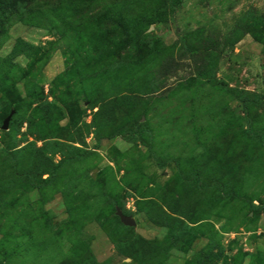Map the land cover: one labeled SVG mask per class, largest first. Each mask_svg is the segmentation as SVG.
<instances>
[{"label": "rangeland", "instance_id": "obj_1", "mask_svg": "<svg viewBox=\"0 0 264 264\" xmlns=\"http://www.w3.org/2000/svg\"><path fill=\"white\" fill-rule=\"evenodd\" d=\"M0 264H264V0H0Z\"/></svg>", "mask_w": 264, "mask_h": 264}, {"label": "water", "instance_id": "obj_2", "mask_svg": "<svg viewBox=\"0 0 264 264\" xmlns=\"http://www.w3.org/2000/svg\"><path fill=\"white\" fill-rule=\"evenodd\" d=\"M8 128V120L5 121L4 125H3V129H7ZM120 218L122 220V222L124 224H126L127 226H134L136 224V222L131 219L130 217H127L123 214H120Z\"/></svg>", "mask_w": 264, "mask_h": 264}, {"label": "trees", "instance_id": "obj_3", "mask_svg": "<svg viewBox=\"0 0 264 264\" xmlns=\"http://www.w3.org/2000/svg\"><path fill=\"white\" fill-rule=\"evenodd\" d=\"M245 100H249V97L245 98Z\"/></svg>", "mask_w": 264, "mask_h": 264}]
</instances>
